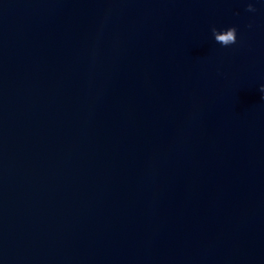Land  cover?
Returning <instances> with one entry per match:
<instances>
[{
	"label": "water",
	"instance_id": "water-1",
	"mask_svg": "<svg viewBox=\"0 0 264 264\" xmlns=\"http://www.w3.org/2000/svg\"><path fill=\"white\" fill-rule=\"evenodd\" d=\"M0 246L264 264V0H0Z\"/></svg>",
	"mask_w": 264,
	"mask_h": 264
}]
</instances>
